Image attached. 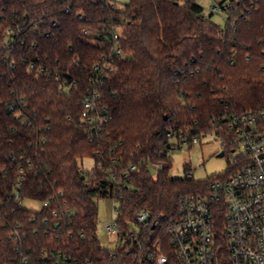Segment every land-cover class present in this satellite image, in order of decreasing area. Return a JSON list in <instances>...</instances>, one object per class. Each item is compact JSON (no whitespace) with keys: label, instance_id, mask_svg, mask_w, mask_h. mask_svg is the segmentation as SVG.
I'll return each instance as SVG.
<instances>
[{"label":"trees","instance_id":"1","mask_svg":"<svg viewBox=\"0 0 264 264\" xmlns=\"http://www.w3.org/2000/svg\"><path fill=\"white\" fill-rule=\"evenodd\" d=\"M231 1L233 12L221 27L196 0H129L121 10L93 0H0V41L10 27L22 29L24 39L15 53L0 54V213L8 211L0 216V264H16L6 224L17 221L26 225L23 243H38L37 250L67 243L71 253L96 264H138L139 251L128 246L112 261L98 237V201L114 192L105 173L112 159L144 162L132 182L116 190L122 229L132 227L140 209L154 221L163 218L156 228H142L141 243L167 239L180 199L209 192L216 175L196 181L188 166L185 177L170 176L169 134L205 137L220 128L224 114L264 107V0ZM112 20L123 28L125 56L103 87L112 117L91 141L81 120L83 96L104 51L94 33ZM33 59L70 73L77 85L65 90L56 76L30 70ZM19 97L29 107L23 121L8 110ZM88 157L95 160L91 170L82 166ZM28 161L34 169L26 170L24 195L46 200L64 191L76 211L77 225L69 229L82 230L84 238L64 228L47 233L42 216L19 203L3 207L24 175L19 164ZM224 216L223 209L215 213L220 232Z\"/></svg>","mask_w":264,"mask_h":264},{"label":"built area","instance_id":"2","mask_svg":"<svg viewBox=\"0 0 264 264\" xmlns=\"http://www.w3.org/2000/svg\"><path fill=\"white\" fill-rule=\"evenodd\" d=\"M93 1L109 2L112 8L118 10L123 8L116 0ZM70 9L71 6L67 7L66 12ZM214 10L226 11L228 17L233 12L232 1L222 0ZM39 29L40 26L35 25V31ZM84 32L90 33L87 29ZM21 33L22 29L15 32L10 27L8 35L0 41V54L15 53L19 41L24 43ZM46 35L49 36L50 32ZM94 35L104 51L101 59L93 67L89 86L83 96L81 115L91 141L97 139L112 117L109 107L104 102L103 87L105 82L118 72V61L125 56L121 43L123 28L114 20L104 23ZM75 62L78 63V60ZM11 63L15 66V59H11ZM28 67L37 73L56 76L65 90L77 85V80L70 73L65 74L58 69L51 70L43 62L28 60ZM28 108L25 97L17 98V101L11 102L8 106V110L20 121L25 119ZM224 117L223 124L214 133L222 141L225 155L228 150L227 154L237 168L216 175L209 183L207 194H189L180 199V215L167 222V239L141 243L140 234L143 227L153 225L156 228L163 222V218L154 221L147 209L137 211L136 221L132 227L122 229L119 226L120 203L116 190L119 188L121 191L123 187L129 185L133 174L140 170L144 162L139 159L125 164L120 158L111 160L109 166L105 168V173L114 186V192L103 198L113 200L114 206L111 217L103 222V229L115 237L112 241L116 242L113 243L115 247L108 249L112 261L119 250L128 246V250L139 251L138 264H264V107L229 112L224 114ZM169 136L170 154L174 149L183 148L186 144H197L203 138L198 135L189 136L186 133L174 136L173 132ZM19 165V171L24 175L15 183L13 190L7 193L3 207H7V202L10 201L22 206L25 199L38 201L41 204L40 208L29 210L34 212L35 218L42 216L40 225L50 227L46 230L47 233L64 228L70 237L77 234L84 238L85 233L82 230L75 232L69 229L77 225L76 211L69 204L64 191H60L59 196L51 194L46 200L25 196L22 189L27 179L25 173L26 170H33L34 166L30 161L27 167ZM222 209L225 216L220 232L215 221V213ZM46 210H49L50 217L45 215ZM7 214L8 211L5 210L0 216ZM6 225L10 226L9 236L15 242L16 264H96L91 258L83 260L71 253L65 247L67 243H43L38 245L41 247L37 250L38 243L36 245L23 243V239L27 237L26 225L19 221L8 222ZM129 241L136 243H128Z\"/></svg>","mask_w":264,"mask_h":264},{"label":"rangeland","instance_id":"3","mask_svg":"<svg viewBox=\"0 0 264 264\" xmlns=\"http://www.w3.org/2000/svg\"><path fill=\"white\" fill-rule=\"evenodd\" d=\"M121 5H126L129 0H116ZM205 8V14L221 27L226 26L227 12L215 11L214 7L222 0H196ZM225 150L222 141L212 132L202 138L197 144H186L183 148L174 149L170 156L172 157V167L170 176L185 177L187 167L196 181H203L213 175H219L227 172L229 168L234 167L232 159L229 157L228 150L226 155L219 154ZM94 158H85L82 161V166L86 170H91L94 166ZM24 206L28 209L38 210L41 206L40 202L30 199H25ZM98 237L101 245L105 249H113L116 242L113 234L103 229V222L107 221L112 214L114 202L108 198H102L98 201ZM116 217V216H115Z\"/></svg>","mask_w":264,"mask_h":264},{"label":"water","instance_id":"4","mask_svg":"<svg viewBox=\"0 0 264 264\" xmlns=\"http://www.w3.org/2000/svg\"><path fill=\"white\" fill-rule=\"evenodd\" d=\"M224 154H225V153H224V151H223V152H222V153H220L219 155H220V156H223ZM83 177H84V175H83Z\"/></svg>","mask_w":264,"mask_h":264}]
</instances>
